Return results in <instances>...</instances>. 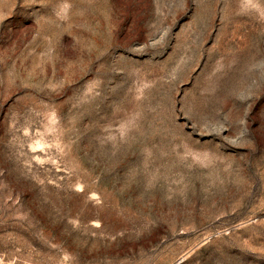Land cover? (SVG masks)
Listing matches in <instances>:
<instances>
[{
	"label": "rangeland",
	"instance_id": "1",
	"mask_svg": "<svg viewBox=\"0 0 264 264\" xmlns=\"http://www.w3.org/2000/svg\"><path fill=\"white\" fill-rule=\"evenodd\" d=\"M0 252L264 264V0H0Z\"/></svg>",
	"mask_w": 264,
	"mask_h": 264
},
{
	"label": "built area",
	"instance_id": "2",
	"mask_svg": "<svg viewBox=\"0 0 264 264\" xmlns=\"http://www.w3.org/2000/svg\"><path fill=\"white\" fill-rule=\"evenodd\" d=\"M0 264H12V262L6 258V256L0 252Z\"/></svg>",
	"mask_w": 264,
	"mask_h": 264
}]
</instances>
